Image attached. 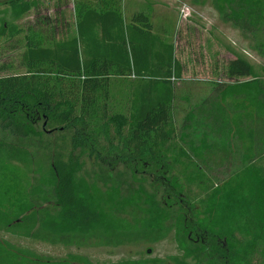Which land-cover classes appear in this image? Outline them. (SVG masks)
I'll use <instances>...</instances> for the list:
<instances>
[{"label":"trees","instance_id":"1","mask_svg":"<svg viewBox=\"0 0 264 264\" xmlns=\"http://www.w3.org/2000/svg\"><path fill=\"white\" fill-rule=\"evenodd\" d=\"M122 1L76 0V36L50 46L29 29L25 73L0 77V232L79 247L155 244L173 233L176 255L105 264H264L263 69L242 57L230 61L228 76L249 80L214 86L178 136L175 48L154 33L150 6L126 23ZM4 6L11 20L2 19L0 37H14L35 3ZM213 6L264 55V0ZM120 80L131 86L127 114L113 112ZM217 155L221 165L240 160L219 182L208 172ZM86 158L106 170L104 179L84 174ZM152 174L168 177L170 201L152 188ZM179 199L198 208L193 226L202 238L181 227ZM0 264L94 263L55 260L0 238Z\"/></svg>","mask_w":264,"mask_h":264},{"label":"rangeland","instance_id":"2","mask_svg":"<svg viewBox=\"0 0 264 264\" xmlns=\"http://www.w3.org/2000/svg\"><path fill=\"white\" fill-rule=\"evenodd\" d=\"M8 1L10 0H0V27L4 17L11 20L8 15L1 14L5 11L4 5ZM22 1L34 2L35 7L16 24L20 29V34L14 37L8 35L0 37V77L25 73L22 57L26 50V37L29 29H33L42 36L45 46H50L53 41L68 40L76 36V0ZM149 6L152 9L154 33L173 44L175 57L182 66V78L174 82L173 119L178 136L182 133L186 117L204 99L213 94L214 86L249 80V78L228 76L227 65L236 57H242L256 67H261L263 70L260 71L264 80V55L254 46V41L244 38L242 33L231 23L221 19L214 9L213 0H123L124 20L129 23L134 12L147 11ZM187 8L189 12L185 10ZM258 38L264 40V35L260 34ZM120 81L116 82L115 89H113V92L117 93L113 112L127 114L130 107L131 86L129 80ZM42 124L43 121L40 122V126ZM199 131H202L201 127L194 131L197 133L195 138L201 137L202 132ZM187 133L191 135L189 130ZM73 155H78V151H75ZM217 156L211 157L210 170L208 171L209 177L215 182L227 178L240 164V160L233 156L228 164L221 165V158L219 155ZM39 158L43 160V153L39 154ZM86 159L88 163H86L84 174L90 175L91 178L98 179V181L104 179L103 175L106 170L100 171L97 166L94 167L96 163ZM109 168H112V165H109ZM143 168L145 169V167ZM119 172H125L126 176H130V172L124 167H121ZM161 172L164 171L161 170ZM96 173L103 178L96 177ZM140 179H142L141 176L137 175L135 181L138 182ZM168 181L166 175L159 178L155 174L150 176V183H153L152 188L159 192L165 202L172 198ZM178 202L181 205L179 208L182 210V214H180L181 227L192 231L196 238H202L196 234L193 226V213L198 208H194L182 199H179ZM0 238L19 248H27L55 260L65 259L69 255H77L88 258L94 264L117 263L122 260L146 257L167 258L178 253L173 233L165 240L155 244L135 242L119 247H107L95 244L93 241L86 242L80 247L51 245L4 232H0ZM255 263L260 264L258 261Z\"/></svg>","mask_w":264,"mask_h":264},{"label":"built area","instance_id":"3","mask_svg":"<svg viewBox=\"0 0 264 264\" xmlns=\"http://www.w3.org/2000/svg\"><path fill=\"white\" fill-rule=\"evenodd\" d=\"M187 12H189V9L187 8V9H185Z\"/></svg>","mask_w":264,"mask_h":264},{"label":"crops","instance_id":"4","mask_svg":"<svg viewBox=\"0 0 264 264\" xmlns=\"http://www.w3.org/2000/svg\"><path fill=\"white\" fill-rule=\"evenodd\" d=\"M123 18H124V17H123ZM208 97H209V96H208ZM208 97H207V98H208ZM204 100H205V99H204Z\"/></svg>","mask_w":264,"mask_h":264}]
</instances>
